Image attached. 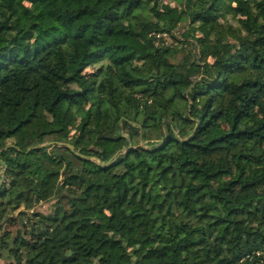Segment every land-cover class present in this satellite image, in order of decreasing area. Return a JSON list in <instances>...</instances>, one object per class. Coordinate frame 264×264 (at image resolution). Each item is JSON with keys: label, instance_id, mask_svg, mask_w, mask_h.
<instances>
[{"label": "trees", "instance_id": "trees-1", "mask_svg": "<svg viewBox=\"0 0 264 264\" xmlns=\"http://www.w3.org/2000/svg\"><path fill=\"white\" fill-rule=\"evenodd\" d=\"M0 169L5 264H264V0H0Z\"/></svg>", "mask_w": 264, "mask_h": 264}, {"label": "rangeland", "instance_id": "rangeland-1", "mask_svg": "<svg viewBox=\"0 0 264 264\" xmlns=\"http://www.w3.org/2000/svg\"><path fill=\"white\" fill-rule=\"evenodd\" d=\"M165 39L167 40V42H170V43L174 42V39H172L169 36H166ZM90 68H92V66ZM1 171H2V169H0V172ZM54 202H55V200H51L49 202H42L37 206V209L42 211V212H50L52 210H55L57 206L55 205ZM0 264H5V262L2 259H0Z\"/></svg>", "mask_w": 264, "mask_h": 264}, {"label": "built area", "instance_id": "built-area-1", "mask_svg": "<svg viewBox=\"0 0 264 264\" xmlns=\"http://www.w3.org/2000/svg\"><path fill=\"white\" fill-rule=\"evenodd\" d=\"M158 36H164V38H166V36H168V33H159L157 34ZM259 253V252H258Z\"/></svg>", "mask_w": 264, "mask_h": 264}]
</instances>
